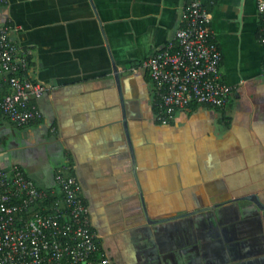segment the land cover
Returning a JSON list of instances; mask_svg holds the SVG:
<instances>
[{
  "label": "crops",
  "instance_id": "obj_1",
  "mask_svg": "<svg viewBox=\"0 0 264 264\" xmlns=\"http://www.w3.org/2000/svg\"><path fill=\"white\" fill-rule=\"evenodd\" d=\"M257 1L205 3L235 89L223 108L192 105L162 125L135 67L173 39L183 0H6L0 23L17 27L46 91L31 123L0 119V167L47 189L57 169L75 176L112 264H264Z\"/></svg>",
  "mask_w": 264,
  "mask_h": 264
},
{
  "label": "built area",
  "instance_id": "obj_2",
  "mask_svg": "<svg viewBox=\"0 0 264 264\" xmlns=\"http://www.w3.org/2000/svg\"><path fill=\"white\" fill-rule=\"evenodd\" d=\"M206 2L214 0H183L173 39L135 67L153 85L159 124H169L178 110L192 105L223 108L235 89L223 80ZM5 3L0 0V6ZM257 13V41L264 48V0L257 1ZM17 30L0 23V119L22 127L39 118L36 100L46 86L29 75L31 51L15 39ZM54 180L55 188H42L19 165L0 167V264H111L75 176L57 169Z\"/></svg>",
  "mask_w": 264,
  "mask_h": 264
},
{
  "label": "water",
  "instance_id": "obj_3",
  "mask_svg": "<svg viewBox=\"0 0 264 264\" xmlns=\"http://www.w3.org/2000/svg\"><path fill=\"white\" fill-rule=\"evenodd\" d=\"M113 70H114V77H115V81H116V84H117V87H118V89L120 88V84H119V76H120V73H118V69H117V67L115 66V63H113ZM119 91H120V89H119ZM121 101V104L123 105V100H120ZM123 107V106H122ZM122 111L124 112V109L122 108ZM133 163H134V161H133ZM251 198H256V197H252L251 196ZM256 200V199H255ZM181 216H183V215H181ZM147 219H148V217H147ZM148 221H150V219H148ZM151 222H155V221H151Z\"/></svg>",
  "mask_w": 264,
  "mask_h": 264
},
{
  "label": "flooded vegetation",
  "instance_id": "obj_4",
  "mask_svg": "<svg viewBox=\"0 0 264 264\" xmlns=\"http://www.w3.org/2000/svg\"><path fill=\"white\" fill-rule=\"evenodd\" d=\"M111 260V259H110ZM111 264H112V260H111Z\"/></svg>",
  "mask_w": 264,
  "mask_h": 264
}]
</instances>
